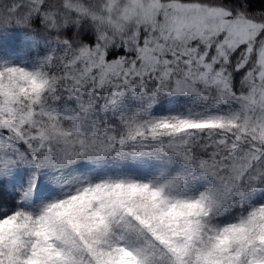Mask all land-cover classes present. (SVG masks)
<instances>
[{"label":"snow or ice","instance_id":"1","mask_svg":"<svg viewBox=\"0 0 264 264\" xmlns=\"http://www.w3.org/2000/svg\"><path fill=\"white\" fill-rule=\"evenodd\" d=\"M0 264H264V0H0Z\"/></svg>","mask_w":264,"mask_h":264}]
</instances>
